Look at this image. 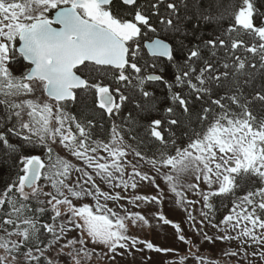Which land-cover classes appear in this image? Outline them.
<instances>
[{"label":"snow or ice","instance_id":"obj_1","mask_svg":"<svg viewBox=\"0 0 264 264\" xmlns=\"http://www.w3.org/2000/svg\"><path fill=\"white\" fill-rule=\"evenodd\" d=\"M166 226L183 249L132 234ZM145 250L264 264V0H0V264Z\"/></svg>","mask_w":264,"mask_h":264},{"label":"rangeland","instance_id":"obj_2","mask_svg":"<svg viewBox=\"0 0 264 264\" xmlns=\"http://www.w3.org/2000/svg\"><path fill=\"white\" fill-rule=\"evenodd\" d=\"M158 86H162V88L165 90V87H163V84L158 85ZM60 154L66 155L62 151ZM185 179H186V182H192L191 176H188ZM158 183H160L162 188L166 187V185L164 184V182L162 180L158 181ZM202 187H203V185H202ZM148 191L150 192L151 190L149 189ZM166 195L169 196V199L166 200L165 203L163 204L162 210L170 219H174L177 221L182 220L185 216V213L180 208L176 207L172 203L173 194L166 193ZM189 198L190 199H197L198 197H196L194 194H189ZM147 207H149V206L141 205V209H133V210H142V209H145ZM216 207L220 209V211L218 213H216L217 219H220L222 217V215L226 212V209L224 207H222L219 200L216 201ZM198 208H199V206H197V209ZM194 214L198 215V212H196ZM153 223H155V222L153 221ZM182 226L185 228V231L189 236L193 235L192 232L188 230L186 223ZM206 230L209 232V235H212L215 232V229H212L211 227H208ZM172 233H173V229L170 226H166L162 229L158 228L156 230L145 229L143 231H139L137 229H133V232H132V234H137L141 238L150 240L158 246H161V247H177V248L183 249V247H184L183 245L176 244ZM72 235H75V233H72ZM193 238L196 239V237H193ZM235 247H236V242H233L231 245H229L227 242L217 241V243L215 245H205L202 248V251L208 257H211L214 259H221L222 250H224V249H235ZM97 251H99V248L97 249ZM144 257H151L152 258L151 260L147 261V264H161V261H164L165 259L171 258V257H166L165 254H163V253L157 254L155 252L145 250L143 253L136 252L134 254V258L132 255H128V256H125L124 258L117 257V259L119 260V264H142V259ZM92 264H101V261L94 259ZM103 264H107V261L106 260L103 261ZM190 264H191V262H190ZM221 264H233V262L230 260H227V258H225V259L221 260Z\"/></svg>","mask_w":264,"mask_h":264},{"label":"trees","instance_id":"obj_3","mask_svg":"<svg viewBox=\"0 0 264 264\" xmlns=\"http://www.w3.org/2000/svg\"><path fill=\"white\" fill-rule=\"evenodd\" d=\"M158 69H163V72L162 73H160L161 75H164V77H165V80H168L169 78H170V74L172 73V72H174L175 71V68H173L172 67V65L167 61V62H162V63H160L159 65H158ZM163 87H165L164 86V83H163ZM150 90H154L155 91V93H156V95L158 96V97H160L161 99H163V97H164V95H165V92H166V89L164 90L163 88H162V86H156V87H154V89H152V87H150ZM75 110V109H74ZM127 114V109H125V115ZM140 135L141 136H143L144 135V133H143V131H141L140 132ZM4 179H7V175H6V173H5V175H4Z\"/></svg>","mask_w":264,"mask_h":264},{"label":"flooded vegetation","instance_id":"obj_4","mask_svg":"<svg viewBox=\"0 0 264 264\" xmlns=\"http://www.w3.org/2000/svg\"><path fill=\"white\" fill-rule=\"evenodd\" d=\"M154 35H155V34L148 33V36L142 38V41H141V42L144 43V42L147 40L148 37H154ZM142 55L145 57V59H151V57H149L148 54L146 53V50H145V49L142 50ZM162 62H167V61H166V60H163V59H157V61H156L157 66H158L160 63H162ZM159 74H160V73H159ZM162 84H163V82H154V83L151 84L150 87H152V89H154L155 86H157V85H162Z\"/></svg>","mask_w":264,"mask_h":264},{"label":"water","instance_id":"obj_5","mask_svg":"<svg viewBox=\"0 0 264 264\" xmlns=\"http://www.w3.org/2000/svg\"><path fill=\"white\" fill-rule=\"evenodd\" d=\"M145 50H146V49H145ZM146 52H147V50H146ZM159 59H163V60H166V58H162V57H161V58H159Z\"/></svg>","mask_w":264,"mask_h":264}]
</instances>
